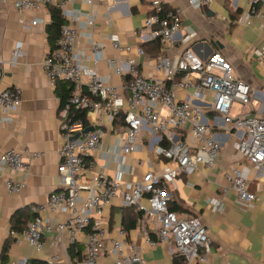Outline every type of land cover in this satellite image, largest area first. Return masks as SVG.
<instances>
[{"label":"crops","instance_id":"obj_1","mask_svg":"<svg viewBox=\"0 0 264 264\" xmlns=\"http://www.w3.org/2000/svg\"><path fill=\"white\" fill-rule=\"evenodd\" d=\"M15 1L0 0V93L19 88L21 103L18 110L11 114L12 121L0 125V155L7 150H15L23 153L25 160L36 157L31 160L25 186L17 195L9 196L4 189V181L16 175L8 170H0V264L47 263L51 257H55L56 264H84L86 238L83 234H78L70 242L67 234H60L53 228L43 233L42 248L36 253L22 240V233L11 229V218L15 213L22 210L32 212L45 203L49 194L59 191L57 166L61 145L60 101L54 91L58 82L52 87L41 69L43 58L53 50L46 31L51 21L50 8L19 12L14 7ZM145 2L92 0V4L88 5L86 0H72V4H68L69 9L78 10L83 15H94L93 27L81 29L76 40V51L85 55L82 66L95 67L101 78L109 80L119 90L118 102L121 108H125L128 97L122 89L125 76L114 74L108 63L109 60H116L124 66L125 56L111 48L112 38L133 48L141 47L144 52L142 56H136L135 49L130 56L143 76L156 81L163 79V73L155 69L159 56H168L175 62L176 56L185 49L191 50L201 60L220 53L230 63L234 75L249 86L253 104L242 106L233 103L229 111L232 121L226 124L212 110V97L208 92H202L200 98L192 101V110L199 114L201 124L207 126L208 134L220 148L219 158L213 168L200 165L197 170L180 175L167 187L166 191L170 194L168 207L178 217L199 219L206 229L211 250L204 262L196 264H264V165L255 168L239 156L236 146L243 131L233 127L235 121L244 117L264 119V72L254 54V50L264 48V20L254 17L249 25L243 23L248 9L247 0H217L197 10L188 7V0H165L167 9L180 8L184 15L180 30L173 35L171 48L163 49L156 42L139 40L141 31L144 35L148 32L142 29L146 17L142 8ZM33 20L38 23L30 26ZM64 22L66 25L67 21ZM79 24L82 26V22ZM23 26L30 28L28 30ZM189 33L193 34L192 39L182 43V38ZM90 35L104 47L96 63L89 53ZM17 42L21 43L22 54L14 61ZM73 87V94L84 91V88L74 84ZM190 91L178 92V97L183 99L190 95ZM99 125L105 133L103 149L116 155L119 151L117 136L122 123L113 126L101 115ZM155 138L152 131L141 134L137 150L125 158V164L133 167L135 174L125 175L124 181H139L144 172H159L169 164L164 158L153 154ZM102 165V161H97L96 167L86 173L85 179H90ZM117 169V162L110 163L106 174L113 176ZM233 169L239 170L248 192L256 197L251 204L241 203L230 188L226 175ZM211 200L220 202L221 212L214 210L209 203ZM120 201V198H115L103 215L108 225L107 248L117 238L116 230L123 228V210L127 207H123ZM141 204L147 206L146 200H141ZM133 211L138 213L136 207ZM46 215L50 216L49 213ZM125 222L128 223V217ZM158 228L159 224L154 218L142 213L135 228L126 231L125 239L136 246L145 264H173V245L159 240ZM147 238L156 244H148L145 241ZM6 243L7 252L4 262H1ZM123 256L126 258L129 253L124 250ZM113 263L114 256H103L96 261V264Z\"/></svg>","mask_w":264,"mask_h":264},{"label":"built area","instance_id":"obj_2","mask_svg":"<svg viewBox=\"0 0 264 264\" xmlns=\"http://www.w3.org/2000/svg\"><path fill=\"white\" fill-rule=\"evenodd\" d=\"M216 1L188 0V7L197 10ZM68 4H72V0L14 2L19 12H34L43 8L59 11L67 24L60 31L56 47L43 58L41 69L52 87L59 81H67L84 88V91L72 94L59 111L61 145L58 150L57 176L60 189L49 194L44 204L33 209L36 216L22 232V240L39 253L43 233L56 228L58 233L67 234L70 242L78 234L84 235V264H96L97 259L103 256H114L113 264H145L136 246L125 239L126 232L123 229L116 230L117 238L110 248L105 246L108 225L103 215L113 200L120 198L123 207H136L145 216L156 220L159 224V240L171 242L174 254L183 257L184 264L204 262L211 250L205 227L197 218H181L171 212L168 207L170 194L166 188L180 175L197 170L200 165L213 168L219 158L220 148L208 134L207 126L201 124L199 114L192 110V101L200 98L202 92H208L212 97L214 113L230 124L229 111L233 103L242 106L253 104L249 86L234 75L232 66L220 53L201 60L189 49L178 54L175 62L168 56H159L155 69L163 73V79L156 81L147 78L140 73L138 64L130 56L133 49L136 56H142L144 52L141 47L133 48L112 38L111 48L125 56V67L116 60L108 62L114 74L125 76L122 89L128 97L125 108H121L119 90L109 80L101 78L95 67H83L85 55L76 51L79 32L93 27L94 15H83L78 10L69 9ZM86 4L91 5L92 0H86ZM247 7L243 18L245 25H249L254 17L264 20V0H247ZM142 8L146 12L142 29L148 32L144 35L141 31L140 42L156 40L163 49H170L173 35L182 25L183 10L167 9L165 0H146ZM37 23V20H33L30 26ZM30 26L23 27L29 30ZM192 37V33L185 35L182 43H188ZM89 45V53L96 63L104 47L91 35ZM20 49L21 43L17 42L14 61L22 54ZM254 54L264 72V48L254 50ZM177 76L181 78L176 79ZM186 91H190V95L180 99L178 92ZM20 103L19 88L6 89L0 93V125L12 121L11 114L18 110ZM82 112L86 113L87 124L76 118V114ZM101 115L111 123L122 117L121 132L117 136L119 151L116 155L103 149L105 133L99 125ZM88 127L93 130L83 133ZM233 127L243 131L236 152L253 167H262L264 119L244 117L235 121ZM149 131L156 135L152 145L153 154L164 158L169 164L159 172H144L139 181H124L125 175L135 174V169L125 164V158L137 150L141 134ZM164 139L170 144L167 148L161 146ZM32 159L25 160L23 153L15 150H7L0 155V170H8L16 175L4 181V189L9 196L17 195L24 188ZM99 160L103 165L93 172L90 179H85L86 173L95 168ZM113 162H117L118 169L113 176H109L106 170ZM226 178L241 203L251 204L256 200L248 192L246 181L238 169L231 170ZM141 200H146L147 206L142 205ZM209 203L215 211H222L220 202L211 200ZM145 241L150 245L156 244L149 238ZM124 250L129 253L126 258L123 256ZM47 263L56 264L55 257L49 258Z\"/></svg>","mask_w":264,"mask_h":264},{"label":"trees","instance_id":"obj_3","mask_svg":"<svg viewBox=\"0 0 264 264\" xmlns=\"http://www.w3.org/2000/svg\"><path fill=\"white\" fill-rule=\"evenodd\" d=\"M49 12H50V20L51 21H50V24L47 27L46 31H47V35H48V43H49L51 49H54L56 47V42L59 38L60 31L63 28L65 22L62 19L58 10H56L54 8H50ZM153 42H156L157 44H159L158 41H156V40H153ZM73 90H74L73 84L70 82L59 81L57 83L56 87L54 88V91H55L56 96L59 98L60 109L66 104L68 98L71 97V95L73 94L72 93ZM76 118L83 120V122L85 124H87L85 112L77 113ZM121 123H122V117L119 116V119H115L113 121L112 125L115 126V125L121 124ZM169 145L170 144L165 139L161 142V146H163V147L167 148V147H169ZM134 208L135 207H127L123 210V212L125 214H123V222H122L123 228L122 229L125 232L129 229L135 228L136 221L140 217V214H142V212H140V211H138V213L137 212L134 213V211H133ZM35 216H36V213L33 211L30 212V210L29 211L28 210L27 211L22 210V211L15 213L13 215V217L11 218V229H12V231L22 233L28 227V225L32 222V220L35 218ZM127 217H128V223L125 222V218H127ZM71 250H69V253L71 252ZM6 252H7V243L5 244V246L3 247V250H2L1 262H4V255ZM29 264H48V263H44L41 261H31ZM173 264H184L183 257H181L177 254H174Z\"/></svg>","mask_w":264,"mask_h":264},{"label":"water","instance_id":"obj_4","mask_svg":"<svg viewBox=\"0 0 264 264\" xmlns=\"http://www.w3.org/2000/svg\"><path fill=\"white\" fill-rule=\"evenodd\" d=\"M93 130V128L92 127H88V128H86L84 131H83V133H88V132H90V131H92ZM77 136H75L73 139H75ZM134 264H136V263H134Z\"/></svg>","mask_w":264,"mask_h":264}]
</instances>
